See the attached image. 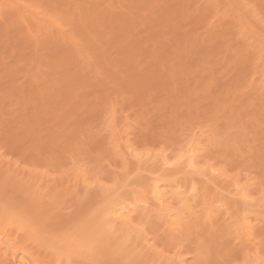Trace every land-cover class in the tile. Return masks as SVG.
Returning <instances> with one entry per match:
<instances>
[{"label":"rangeland","instance_id":"1","mask_svg":"<svg viewBox=\"0 0 264 264\" xmlns=\"http://www.w3.org/2000/svg\"><path fill=\"white\" fill-rule=\"evenodd\" d=\"M43 1L0 0V14L23 8L18 11L25 17L21 20L30 19L38 27L35 34L32 27L27 30L31 36L19 35L18 26L13 28L0 18V238H9L4 244L10 253L22 249L32 254L37 264H209L212 243L204 238L200 223L176 231L156 215L157 209L149 214L152 202L149 209L140 204L151 201L149 186L157 175L167 194L186 192L191 213L204 216L210 209L215 223L229 233L238 253L236 257L223 255L219 264H264V236L251 235L252 243H247L243 231L239 241L236 234L243 210L264 225V0L175 1L184 14H170L173 20L163 18L154 4H166L163 6L169 9L174 0H144L147 11L143 16L155 11L148 19L158 21L143 20L141 31L143 16L140 27L134 18L141 11L135 10L131 18L138 27H134H140L139 35L148 37L142 38V47L138 45L140 54L134 48L131 56L138 59L135 75L120 72L124 80L114 71L111 57L103 63L93 52L102 40L93 30L101 28L111 45L108 56L117 60L115 54L121 49L114 48L115 38L125 27L120 26L122 22L119 28L113 25L114 20H109L112 24L102 22V15L94 8L108 7L115 16L121 1ZM120 14L118 17L123 12ZM81 15L94 21L96 27L86 24L93 32L83 31L91 32L89 38L94 33L98 42L95 39L92 44L96 47L87 44L92 47L86 49L85 41L94 37H84L82 28L77 33ZM61 16L65 20H60ZM149 26H154L152 31ZM139 37L136 44L141 43ZM71 52L78 57L82 80L92 82H87L92 87L85 83L82 88L79 75H67L65 68L58 72L55 57ZM103 69L111 71L114 80ZM139 69L141 73L136 71ZM63 74L73 77L64 79ZM68 85L73 97L83 102H76L79 117H71L69 111L77 100L67 106L69 110H62V101L72 95ZM67 92L71 94L67 96ZM58 112L59 117L72 118L68 119L72 132L53 143L57 124L66 120H58ZM189 155L196 157V162L198 159L199 174L186 166ZM162 160L172 165L166 167ZM191 185H196V191H190ZM115 200L140 204L139 230L129 232L105 216L110 201ZM182 206L181 201L173 200L175 211H182ZM8 217L13 221L11 226H6L11 222Z\"/></svg>","mask_w":264,"mask_h":264},{"label":"bare ground","instance_id":"2","mask_svg":"<svg viewBox=\"0 0 264 264\" xmlns=\"http://www.w3.org/2000/svg\"><path fill=\"white\" fill-rule=\"evenodd\" d=\"M43 1V0H42ZM119 1H121L122 2V4H121V2H119ZM118 1V4L120 3L121 4V11L119 10V13L117 14L116 13V15L114 16V10L113 9H109L108 7H102V6H99L100 7V9H99V7L98 6H96L95 5V8H94V10L96 11V12H98L100 15H102L101 17L104 19V20H101L102 22H106V23H110V24H112L109 20H114V21H112L113 22V25L115 24V25H117V27L119 26L118 24H120L121 22V24H120V26H123L124 25V27H125V32H123V29L122 28H120V30L119 31H121V29H122V33L123 34H120L119 36H117L116 38H115V45H114V48H116V50L118 51L119 50V48L121 49L120 51H122V53L120 54V51H119V53L118 52H116V54H115V56L117 57V60L115 59V57H112V56H108V53H109V55L111 54V51H110V48H111V45L109 44V42L108 41H106L105 40V37L103 36V33H101V31H100V29L101 28H99V31L97 30V29H92L91 27H89L88 25H86V24H90V22H91V26L92 27H96L95 26V24H94V21L92 22V20H90V22H89V18L86 16V15H81V17H82V23H80V25H79V27H77V29L76 30H78L79 28L81 29V33H83V36L84 37H87V39H92L94 36L95 37H97L98 39H100V38H102V40H100L99 42L97 41L98 39H96L95 37L92 39V40H89V41H85V45L84 46H87V44H92V43H94V42H92L93 40L95 41V39H96V42H98V45H100L101 47L99 48L98 47V45H97V48H93V52L94 53H97V54H95V56H97L98 58H99V60H101L103 63L105 62V63H107V61H108V59H110V57H111V59H110V61L113 63L114 62V71L116 72V74L120 77H118L117 76V79L119 78V79H122L123 77H124V75H122L123 73L124 74H126V73H129V72H131V74L133 73V69H134V67H136V68H138L139 67V65L136 63L137 62V60L138 59H134V58H132L131 56H132V54H133V51H134V48H135V51H137L138 52V50H141L139 47L140 46H138V45H141L142 44V40L143 39H145V38H143V37H146V34H145V36H142V34L141 35H139V31L138 30H140V27H141V25H143L142 23H143V20L145 21V19L147 20L148 18H151L153 15H155V11H154V13H153V11H152V13L153 14H150V12H151V10H150V12H149V15H150V17H149V15H148V12H147V18L145 17V16H143V15H145V14H142V12L143 11H147V9H145V5H143L142 3H144V0H136V2L134 1V0H130V2H129V0H125L126 1V3L124 2V1H122V0H119ZM134 1V2H133ZM139 3H138V2ZM156 1V0H155ZM171 1H173V0H170V2ZM175 1H179V3H184L183 1H185L186 2V0H174L173 2H171V4H172V8H169V9H167V7L166 6H163V5H166V4H163L162 6L161 5H158V6H156L154 3V6L156 7L154 10H156L157 12H160L159 14L160 15H164V17L163 18H166L165 16H167L168 18H170V20L172 19L173 20V18L170 16V14L172 15H174L175 17H176V15L175 14H177L178 13V15L181 17V15H183L184 14V12H183V7L182 6H180V4H178V2H176V5H175ZM181 1V2H180ZM123 2H124V4H123ZM133 2V3H132ZM145 2L147 3V0H145ZM160 2H162V0L160 1ZM43 3H45V1H43ZM130 3H132V4H130ZM134 3H137V4H134ZM162 3H164V2H162ZM47 5H50V4H48V3H46ZM45 4V6H47ZM120 4L118 5V8H120ZM126 4H128V5H131V6H127ZM140 4H141V6H140ZM150 5V4H149ZM149 5H148V7H149ZM126 6H127V9L129 8L130 10V15L128 14V12H126V11H128L127 9H126ZM161 6V7H160ZM174 6H175V8H174ZM180 6V7H179ZM49 7V6H48ZM94 7V6H93ZM122 7H124V9H126V10H124ZM135 7V8H134ZM151 7V6H150ZM157 7H158V9L160 10V11H158L157 10ZM160 7V8H159ZM179 7V8H178ZM182 7V8H181ZM10 8V7H9ZM8 8V9H9ZM13 8V7H12ZM16 8V7H15ZM14 8V9H15ZM98 8V10H96ZM108 8V9H107ZM142 8V9H141ZM0 9H2L1 7H0ZM14 9H9V12H8V14H6V15H4L5 13L3 12V13H1L0 14V18L2 19L3 18V20H7V23H8V25H10L11 27L13 26V28H14V25L15 26H18V29H19V31L17 32V33H19V35L22 33V34H25V33H27L28 34V36H31V35H29V33L27 32V30H30L31 29V27H32V29L30 30L31 31V33H32V31L34 30V34H35V29H37L38 27H37V23H36V28H35V26H33L29 21H30V19L28 20V21H26V20H24V21H22L23 19H25V17L23 16V14H22V16H21V14L19 13L20 12V10L21 11H23V8H20V10H18V9H16L17 10V12H16V10H14ZM89 9H91V8H89ZM103 9H104V13H103ZM132 9H134L133 11H132ZM138 9V10H137ZM140 9V10H139ZM162 9H164V11L162 10ZM173 9V10H172ZM12 10H14L15 12V14L13 13V11ZM52 10V9H51ZM101 10V11H100ZM135 10H136V12H135ZM167 12H166V11ZM169 10V11H168ZM181 10V11H180ZM10 11H11V13H10ZM19 11V12H18ZM106 11H108V12H111L113 15H111L110 13L108 14V12L106 13ZM124 11L126 12V13H124ZM137 11L138 12H140L141 11V15L140 16H135V18H134V21L135 20H137L136 22L138 23V25L140 26L139 28H137L138 26H137V23L135 22V24H136V26L134 27V22H133V18H131L133 15H134V12L135 13H137ZM174 11V12H173ZM25 13H27L26 11H24ZM96 12H95V15H96ZM100 12H102V14L100 13ZM118 12V11H117ZM121 12H123V14H122V16L121 17H118V15H121L120 13ZM133 12V13H132ZM183 12V13H182ZM7 13V12H6ZM17 13H18V15H17ZM93 13V12H92ZM106 13V14H105ZM144 13V12H143ZM146 13V12H145ZM81 14V13H80ZM105 14V15H104ZM109 15L108 17L106 16V15ZM127 14V15H126ZM7 15H9V16H7ZM25 15V14H24ZM100 15H98V16H100ZM126 15V16H125ZM4 16H5V18H4ZM7 16V17H6ZM27 16V15H26ZM64 16V15H63ZM63 16H61L60 17V20H65L64 19V17ZM84 16V17H83ZM86 16V17H85ZM104 16V17H103ZM111 16V17H110ZM128 16V17H127ZM141 16H143V17H145V18H143V17H141ZM114 19H113V18ZM116 17V18H115ZM142 18V21L140 22V20L139 19H141ZM178 17V16H177ZM180 17H178V18H180ZM23 18V19H22ZM26 18H28V17H26ZM63 18V19H62ZM109 18V19H108ZM117 18L119 19V20H117ZM129 18V19H128ZM160 17H158V19H159ZM22 19V20H21ZM99 19V18H98ZM106 19H108L107 21H106ZM132 21H131V20ZM85 20V21H84ZM149 20V19H148ZM147 20V21H148ZM153 20H155V21H158L157 19H150L149 21H151V22H153ZM169 20V19H168ZM34 21V20H33ZM86 21H88V22H86ZM119 21V23H117V22ZM154 21V22H155ZM159 21H160V19H159ZM27 22H29L30 23V25H28L29 23H27ZM35 22V21H34ZM33 22V23H34ZM61 22H63V21H60V24H61V26H62V23ZM86 22V23H85ZM133 22V23H132ZM141 23V25H140V23ZM153 22V23H154ZM163 22H164V20H163ZM170 23H171V21H169ZM174 22H175V20H174ZM4 23L6 24V22L4 21ZM21 23H22V25L23 26H21ZM64 23V22H63ZM92 23H93V25H92ZM117 23V24H116ZM160 23V22H159ZM162 23V22H161ZM160 23V24H161ZM173 23V22H172ZM20 24V25H19ZM28 26H27V25ZM35 24V23H34ZM85 24V27L83 26ZM123 24V25H122ZM168 24V23H167ZM180 24V23H179ZM7 25V24H6ZM25 25L27 26V27H29L30 26V28L28 29L27 27H25ZM32 25V26H31ZM129 25V26H128ZM22 27V28H20V27ZM83 26V27H82ZM87 26H88V28H87ZM119 26V27H120ZM127 26V27H126ZM7 27V26H6ZM34 27V28H33ZM53 27H54V25H53ZM118 27V28H119ZM123 27V28H124ZM143 27H145V25H143L142 27H141V31H142V28ZM150 27V28H149ZM148 28L152 31V28L154 27V26H152V28H151V26H149ZM27 28V29H26ZM52 28V27H51ZM83 28H86V29H88V32L89 31H91V32H93L94 31V33H97V32H99V35L97 34V35H94V33H92L91 34V37L89 38L88 36L90 35V33H89V35L87 34L88 32L86 31V29H84L85 31H83ZM90 28V29H89ZM114 29L116 28V27H113ZM117 28V29H118ZM8 29V28H7ZM26 29V30H25ZM54 29V31L56 30V28L54 27L53 28ZM59 29V28H58ZM135 29V30H134ZM137 29V30H136ZM144 29V28H143ZM157 29V28H156ZM93 30V31H92ZM102 30V29H101ZM150 30H149V32H150ZM154 30V29H153ZM57 31V30H56ZM80 30H78L77 31V33L79 32ZM83 31V32H82ZM137 32V33H135L134 34V32ZM85 32H86V34H85ZM120 32V33H121ZM143 32H144V30H143ZM142 32V33H143ZM124 33H125V35H124ZM145 33V32H144ZM26 34V35H27ZM102 34V35H101ZM106 34V33H105ZM133 34L136 36V37H134L133 36ZM156 34V33H155ZM18 35V34H17ZM18 35V36H19ZM33 35V34H32ZM58 35V34H57ZM87 35V36H86ZM92 35H94V36H92ZM144 35V34H143ZM83 36H79V37H83ZM115 36V35H114ZM138 36H140L139 38H141L140 39V42L141 43H139V44H136L135 43V39L136 40H138ZM142 36V37H141ZM22 37H24V35L22 36ZM35 37V36H34ZM56 37V36H55ZM82 38L83 40H85V38ZM147 37H148V35H147ZM147 37H146V39H147ZM154 37V36H153ZM33 38V37H32ZM103 38H104V40H103ZM113 38V39H114ZM143 38V39H142ZM30 39H31V37H30ZM38 39V38H37ZM54 39V38H53ZM58 40L60 39V38H57ZM68 39V38H67ZM81 39V38H80ZM86 39V40H87ZM145 39V40H146ZM61 40H63L62 38H61ZM60 40V41H61ZM31 41H34L35 42V40L34 39H32ZM65 41V40H64ZM103 41V42H102ZM106 41V42H105ZM114 41V40H113ZM139 41V40H138ZM137 41V42H138ZM91 42V43H90ZM108 42V43H107ZM143 42H145V41H143ZM38 43V42H37ZM146 43V42H145ZM35 44H36V42H35ZM83 44H84V41H83ZM136 44V45H135ZM144 44V43H143ZM92 46H94V47H96V45H93L92 44ZM91 45H90V47H85L86 49H89V48H91L92 47ZM135 46H138V47H135ZM141 47H142V45H141ZM139 48V49H138ZM92 50V49H91ZM90 50V51H91ZM110 52H109V51ZM96 51V52H95ZM100 51V52H99ZM208 51V50H207ZM99 52V53H98ZM108 52V53H107ZM140 52V51H139ZM138 52V53H139ZM79 52H77V54H78ZM76 55L75 54V52L73 53V52H71V54H65V56H64V53H62V54H60V58H58L57 56L55 57V59H54V61H56L55 62V65L58 67V72H60L63 68H65V69H67L66 71V74L68 75V74H77V75H79V77H80V82H81V86H82V88H85V85L87 84L88 85V83H90V81H83L82 80V78H81V74H82V72H83V70H81L82 68H80V69H78V66L79 67H81L80 66V64L78 63V61H77V56L76 57H74V55ZM140 54V53H139ZM68 55V56H67ZM70 56H72V58L70 57ZM69 57V58H68ZM74 57V58H73ZM119 57V58H118ZM65 58V59H64ZM70 58H71V60H72V62H71V60H70ZM130 58L132 59V62H134L135 64H133L132 62H130L129 60H130ZM75 59V60H74ZM114 59V60H113ZM74 60V61H73ZM134 60H136V61H134ZM129 61V62H128ZM67 62H68V64L69 65H71V66H67ZM75 63V64H74ZM130 63H132L131 65H130ZM79 64V65H78ZM111 64V63H110ZM66 65V66H65ZM106 65H108V64H106ZM138 67H137V66ZM74 66H76L75 68H74ZM69 67V68H68ZM74 68V69H73ZM135 68V69H136ZM55 69V68H54ZM70 72H69V71ZM73 70V71H72ZM107 69H103V72L104 73H106V75H107V77L109 78V77H112L113 78V80H114V78H115V76L114 75H112L113 73H111V71H106ZM121 71H123V73H120ZM135 71V70H134ZM136 71H139L140 72V69L139 70H136ZM161 71H163V69H161ZM54 72V71H53ZM72 72V73H71ZM78 72H79V74H78ZM135 73H137V72H135ZM141 73V72H140ZM130 74V73H129ZM134 74V73H133ZM138 74V73H137ZM63 75H65V74H63ZM63 75H62V78H64V79H67L66 78V75H65V77H63ZM71 75V76H72ZM111 75V76H110ZM135 75V74H134ZM139 75V74H138ZM144 75V74H143ZM160 75V74H159ZM163 75V74H162ZM70 76V77H71ZM164 76H165V74H164ZM69 77V78H70ZM73 77V76H72ZM77 77V76H76ZM131 77H133L132 75H131ZM118 79V80H119ZM133 79V78H132ZM142 79V78H141ZM147 79V78H146ZM69 80H72V78L71 79H69ZM82 80V81H81ZM85 80H86V78H85ZM123 80H124V78H123ZM123 80H121V81H123ZM134 80V79H133ZM148 80V79H147ZM73 81V80H72ZM120 81V80H119ZM136 82L138 81V79L137 80H135ZM143 81H145V80H143ZM82 82H84V83H82ZM88 82V83H87ZM149 82V81H148ZM71 83V82H70ZM73 83V82H72ZM86 83V84H85ZM138 83V82H137ZM141 83V82H140ZM147 83V82H146ZM83 84H85V85H83ZM90 84H92V82L90 83ZM124 84H126V83H124ZM151 84V83H150ZM86 85V86H87ZM145 85H148V84H145ZM70 85H68V87H69ZM71 86H75V85H73V84H71ZM71 86H70V89L68 90V92L70 91L71 92ZM92 87L91 85H88L87 87ZM51 87V86H50ZM75 88V87H74ZM51 88H49L48 90H50ZM47 90V91H48ZM52 91V90H51ZM50 91V92H51ZM67 92V93H68ZM72 93V95H70ZM71 93H68V95L67 96H69V99L67 98L66 100L64 99V102L62 101V103H64V107L62 108V110H64V109H68L67 108V106L68 105H71L70 103L71 102H73L74 100H77V101H74V105H71V106H69V108H70V115H71V117H73V115H74V117H76V116H78L79 117V115H81V113L79 114V112L78 111H80V110H77L78 108H77V105H76V102H78V103H81L82 105H83V102H79L80 101V98H79V101H78V99H75L74 97H75V95H74V92L72 91ZM48 94H49V92H48ZM74 96V97H73ZM72 97V98H71ZM66 98V97H65ZM74 98V99H73ZM63 100V99H62ZM69 100V101H68ZM73 100V101H72ZM69 102V103H68ZM68 103V104H67ZM82 105H80V106H82ZM73 106V107H72ZM61 107H62V105H61ZM75 107V108H74ZM81 109H82V107H81ZM66 111V113L65 114H69V111ZM75 110H77L76 111V114H75ZM73 111V112H72ZM63 112V111H62ZM65 112V111H64ZM68 112V113H67ZM82 112V111H81ZM59 113V112H58ZM78 113V114H77ZM98 113V112H97ZM69 115V116H70ZM83 115V114H82ZM96 115V114H95ZM60 116V113L59 114H56V117H59ZM62 116H64V115H62ZM62 116L61 117H59V119L58 120H63L64 118H66V116H64L63 118H62ZM55 117V118H56ZM68 117V116H67ZM71 117H68V118H66V120H64L62 123H61V125L60 124H57V128H59V131L56 129V133H55V136L57 137V139H56V137H54L53 139H52V142L54 143L55 142V140H58V139H62V140H64L63 138H64V136L66 137V135L65 134H67V132L69 131L70 133L72 132V131H70V127H69V121H68V119L70 118V120L72 119ZM73 117V118H74ZM29 125V124H28ZM31 126V125H30ZM21 127V126H20ZM29 127V126H28ZM30 129V128H29ZM72 130V129H71ZM59 132V133H58ZM63 132V133H62ZM65 133V134H64ZM62 134V135H61ZM16 135V134H15ZM7 136V135H6ZM61 136V137H60ZM63 136V137H62ZM9 137V136H8ZM27 137V136H26ZM30 137V136H29ZM9 139V138H8ZM7 139V140H8ZM14 139V138H13ZM13 139H11V140H13ZM33 139V138H32ZM26 140V139H25ZM54 140V141H53ZM19 141V140H18ZM31 141V140H30ZM127 141V140H126ZM195 141V140H194ZM15 142V141H14ZM23 142V141H22ZM25 142V141H24ZM61 142V141H60ZM128 142V141H127ZM193 142V141H192ZM11 143V142H10ZM19 143L21 144V142L19 141ZM41 143V142H40ZM195 143V142H194ZM38 144H39V142H38ZM56 144H58V143H56ZM37 145V144H36ZM45 145V144H44ZM55 145V144H54ZM65 145V144H64ZM190 144H188V146H189ZM11 146V145H10ZM42 146V145H41ZM129 146H131V145H129ZM187 146V147H188ZM191 146V145H190ZM12 147H14V146H12ZM23 147V146H22ZM28 147V146H27ZM186 147V148H187ZM201 147V146H200ZM29 148H30V144H29ZM38 148V147H37ZM183 148V147H182ZM182 148H181V150H182ZM40 149V148H39ZM135 149V148H134ZM184 149V148H183ZM188 149L189 148H187V151H188ZM191 149V148H190ZM202 149V148H201ZM192 150V149H191ZM195 150V149H194ZM29 152V151H28ZM34 152H37V151H34ZM131 152H132V150H131ZM195 152V151H194ZM193 152V153H194ZM196 152H198V151H196ZM136 153H137V151H136ZM183 153H184V150H183ZM192 153V152H191ZM190 153V154H191ZM1 154V153H0ZM185 154V153H184ZM187 154H189V152L187 153ZM186 154V155H187ZM35 155H37V154H35ZM40 155V154H39ZM134 155V154H133ZM180 155V154H179ZM194 155V154H193ZM2 156V155H1ZM27 156V155H26ZM24 157V156H23ZM134 157H136L135 155H134ZM166 157V156H165ZM179 157V156H178ZM180 157H182L181 159H183V155L182 156H180ZM180 157H179V159H180ZM36 158H37V156H36ZM196 157H194V156H190L189 155V158H188V160H187V165L185 164V162H184V164L192 171H197L196 170V167H197V162H198V159H197V162H196V159H195ZM40 159V158H39ZM164 159V158H163ZM35 160H37V159H35ZM140 160V159H139ZM168 160V159H167ZM167 160H165V162H167ZM178 160V159H177ZM200 160V159H199ZM163 162H164V160H162ZM181 161V160H180ZM140 162H141V160H140ZM164 162V164H166L165 166L167 167V165L168 164H170V163H165ZM163 163H162V166L164 165ZM184 164H183V166H184ZM199 164V163H198ZM172 165V163L170 164V166ZM177 165H178V163H177ZM176 164H175V166H177ZM170 166H168L169 168H170ZM204 166V165H203ZM164 167V166H163ZM174 166H172V168H173ZM180 167V166H179ZM198 167H201V166H198ZM198 167H197V169H198ZM165 168V167H164ZM185 168V167H184ZM187 169V168H186ZM200 169V168H199ZM205 169V167L203 168V170ZM207 169H208V166H207ZM188 170V169H187ZM189 170V171H190ZM209 170V169H208ZM190 171V172H191ZM200 171H202V170H200ZM210 171V170H209ZM198 172V171H197ZM202 172H204V171H202ZM200 172H198V174H199ZM195 174H197V173H195ZM194 174V175H195ZM156 177L154 178V176L152 175V177L154 178V181L152 182V184H151V186H149L150 187V194H151V201L149 202V201H147L148 203H149V205H148V203L146 204L145 203V201H142L140 204H144L145 205V207L147 208V209H149L150 208V205H151V202H152V205H153V207L154 208H152V205H151V208L149 209V214H155L157 211H158V213L156 214V215H158L159 216V218L162 220V221H164V222H167V223H169L170 224V226H171V228L173 229V230H178V231H180V229L181 228H183L185 225L186 226H189V228H191L190 226H197L198 225V223H200L199 224V226L200 225H202V229L204 230V231H202L203 232V236H205L204 238H207V239H211V243H212V256H211V261L209 262V264H219V259H220V257H222L223 255H225V254H229L231 257H236V253H238V251L236 252V250H237V248H236V246L235 245H231L232 243H230V239L228 238V234H227V231L226 230H224L223 228H222V226L220 225V224H218V223H215V221H214V214L212 213V211H210V209H207L206 210V212H205V214H204V216H201V215H198L196 212H194L193 211V213H191L190 211H189V208H188V199H189V197L190 196H188L187 195V193L186 192H181V191H178V192H176V193H174V194H167V192L165 191V188H164V186H163V184L161 183L162 182V178L159 176H157V175H155ZM153 180V179H152ZM83 183V182H82ZM100 184V183H99ZM178 186V185H177ZM196 186V185H195ZM194 185H191V190L190 191H196V187H195ZM108 192V191H107ZM107 192L105 193V194H107ZM149 193V192H148ZM241 193V192H240ZM244 193H245V191H244ZM237 194V193H236ZM235 194V195H236ZM241 195V194H240ZM243 195V194H242ZM248 195V194H247ZM109 196V194H107V197ZM148 196H150V195H148ZM188 196V197H187ZM110 198V197H109ZM241 199V198H240ZM251 199V198H250ZM150 200V199H149ZM173 200H179V201H181L182 203H183V206H182V211H175L174 209H173V207H172V204H173ZM241 200H245V199H243V196H242V199ZM249 201V198L248 199H246V201ZM251 201V200H250ZM154 202V203H153ZM110 203H111V205L108 207V209H106L107 211L105 212V216L106 217H109L110 218V220L112 219V221H113V223L114 222H116V223H118L119 222V224L121 223L122 225H123V228H127L126 230L127 231H136V228L137 227H140V225H141V223H142V221H141V219L139 218V216H140V213H139V205L138 204H131V205H127L125 202H123V201H120V200H115V201H110ZM246 203V202H245ZM107 204V203H106ZM147 205H148V207H147ZM156 205L158 206L157 208H156ZM104 208H105V206H104ZM103 208V209H104ZM107 208V207H106ZM102 209V210H103ZM156 209H157V211H156ZM160 209V210H159ZM163 210H166V212L165 213H163ZM243 210V209H242ZM156 211V212H155ZM242 212H244V213H242ZM242 212H240L241 213V216L239 217V218H241L240 219V222L239 223H237L238 225H239V227L238 228H240V231H236V234H239V235H237V236H239V237H237V239L238 238H240L241 237V231H243L242 232V235L245 237V238H247V239H245L244 241L245 242H247V240L248 241H250V240H252V238L251 237H249V236H253V235H255V236H259V235H263L264 236V225H262V224H259V223H257L256 222V220H253V219H251L249 216H248V214L247 213H245V211L243 210ZM9 218V217H8ZM10 219V218H9ZM202 219H203V222H204V224H201L202 223ZM11 220V219H10ZM10 220H8V221H10ZM7 221V222H8ZM201 221V222H200ZM6 222V221H5ZM4 222V223H5ZM10 223V224H9ZM9 223H7V225L6 226H11L12 225V223H13V221L11 220V222H9ZM112 223V222H111ZM112 223V224H113ZM150 223H152V226H154V225H156V222H154V221H150ZM6 224V223H5ZM100 225V224H99ZM114 225V224H113ZM106 226V225H105ZM125 226V227H124ZM192 226V227H193ZM106 228V227H105ZM143 228V227H142ZM156 228H159L158 227V225H157V227ZM185 228H187V227H185ZM235 228H237V227H235ZM238 228L236 229V230H238ZM148 229V228H147ZM154 229H155V227H154ZM194 229V228H193ZM193 229H191V230H189V233H192L191 231H193ZM137 230H139V228H137ZM141 230V229H140ZM160 230V229H159ZM105 231V230H104ZM157 231V230H156ZM183 231V230H182ZM106 232V231H105ZM139 232H141V231H139ZM138 232V233H139ZM187 232V231H186ZM128 233V232H127ZM131 233H133V232H131ZM131 233H128V234H131ZM127 234V235H128ZM140 234V233H139ZM182 234V233H181ZM202 234V233H201ZM126 235V234H125ZM143 235V234H142ZM130 236V235H129ZM249 237V239H248V237ZM255 236H253V237H255ZM138 237H140V236H138ZM147 238V237H146ZM7 240L9 239V238H6ZM4 240V238H0V264H37V262L33 259V256H32V254H27L28 252H26V253H24L23 251L24 250H22V249H20L19 251L20 252H13V254L12 253H10V247H8V245L6 246L5 244H4V242H6L7 244H8V242H9V240L7 241V240ZM149 239V238H148ZM255 239V238H254ZM146 240V239H145ZM241 240V239H240ZM238 241H239V239H238ZM241 242V243H240ZM239 243L240 244H242V242L243 241H240ZM251 242V241H250ZM248 243V242H247ZM246 243V244H247ZM252 243V242H251ZM124 244H125V241H124ZM245 244V247L246 246H248V244L246 245ZM249 245H252V244H249ZM254 245V244H253ZM241 246H244V245H241ZM236 248V249H235ZM17 251V250H16ZM162 254V253H161ZM160 254V255H161ZM30 255H31V257H30ZM159 255V256H160ZM163 255V254H162ZM237 255H239V254H237ZM163 257V256H162ZM166 257V256H165ZM35 261H33V260ZM165 259V258H164ZM181 259V258H180ZM184 261V260H183ZM186 261V260H185ZM177 262H178V260H177ZM182 264V263H181ZM183 264H185V263H183Z\"/></svg>","mask_w":264,"mask_h":264}]
</instances>
